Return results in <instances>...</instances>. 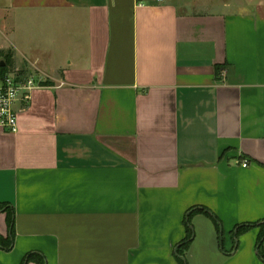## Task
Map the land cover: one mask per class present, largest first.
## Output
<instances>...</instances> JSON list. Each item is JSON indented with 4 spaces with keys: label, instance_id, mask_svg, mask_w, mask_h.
Listing matches in <instances>:
<instances>
[{
    "label": "crops",
    "instance_id": "1",
    "mask_svg": "<svg viewBox=\"0 0 264 264\" xmlns=\"http://www.w3.org/2000/svg\"><path fill=\"white\" fill-rule=\"evenodd\" d=\"M196 4L0 0L50 85L0 133V264H179L194 211L187 264H264V0Z\"/></svg>",
    "mask_w": 264,
    "mask_h": 264
},
{
    "label": "built area",
    "instance_id": "2",
    "mask_svg": "<svg viewBox=\"0 0 264 264\" xmlns=\"http://www.w3.org/2000/svg\"><path fill=\"white\" fill-rule=\"evenodd\" d=\"M34 77L20 70L0 74V133H16L17 108L28 104L32 91L41 88L42 81ZM242 167H247V164L243 163Z\"/></svg>",
    "mask_w": 264,
    "mask_h": 264
},
{
    "label": "trees",
    "instance_id": "3",
    "mask_svg": "<svg viewBox=\"0 0 264 264\" xmlns=\"http://www.w3.org/2000/svg\"><path fill=\"white\" fill-rule=\"evenodd\" d=\"M0 58H2L3 60L1 61L3 63V66L0 65V74H4L7 71H10L13 69V60H12V54L10 51L7 52H3L0 51ZM216 70H218V68H216ZM41 87H48L50 86L49 83H41L40 85ZM4 210L3 207L0 206V212ZM199 211V210H197ZM196 212V211H194ZM194 212H190L187 217H186V221H185V229H186V237L183 241V243L181 244V246L178 248L177 250V257H178V261L179 264H187L185 261V252L188 249L192 237H193V230L191 228V224H190V218L191 216L194 214ZM199 212L204 213L206 216L210 217L213 219V223L214 226L216 228V230H219V226H218V222L215 218H213L210 214H208L207 212L200 210ZM7 225L8 228L10 229V234L11 236H13V220H12V213L7 215ZM263 227V226H262ZM249 228V226H243V227H238L236 228V233L235 235L241 234L242 232H244L245 230H247ZM264 239V229L262 228L260 230V234L258 237V246H261V242ZM5 250H9L8 245H6ZM260 257L264 260V255L260 254ZM33 260V255H27L21 262V264H28L29 262H31ZM38 264H44L43 262H38Z\"/></svg>",
    "mask_w": 264,
    "mask_h": 264
},
{
    "label": "rangeland",
    "instance_id": "4",
    "mask_svg": "<svg viewBox=\"0 0 264 264\" xmlns=\"http://www.w3.org/2000/svg\"><path fill=\"white\" fill-rule=\"evenodd\" d=\"M192 1V0H190ZM193 3H197V7H192V8H185L183 9L185 12H190V13H195V12H223V11H227V12H238V8H235L234 6H232L231 8H223V4H231V5H235L239 3V0H193ZM204 5V6H203ZM1 36H0V41H1ZM3 59L0 58V62ZM14 70H20V71H24L25 73H27L30 77H34L33 73L29 72L28 70H26L25 68H16L14 67V63H13V69L10 71H14ZM35 78V77H34ZM37 79V78H36ZM41 83H48L46 81H42ZM264 229V226L262 227Z\"/></svg>",
    "mask_w": 264,
    "mask_h": 264
}]
</instances>
